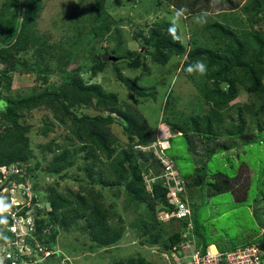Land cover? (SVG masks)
<instances>
[{
	"label": "trees",
	"instance_id": "obj_1",
	"mask_svg": "<svg viewBox=\"0 0 264 264\" xmlns=\"http://www.w3.org/2000/svg\"><path fill=\"white\" fill-rule=\"evenodd\" d=\"M161 1L164 0H157L160 6H163ZM165 1L175 10L186 9V15L206 14L210 10H217L220 17L206 22L201 36L196 31L193 32L187 38L186 45L181 43L178 27L177 38L169 34L171 21L156 20L149 26L146 34H142L141 30L134 32L133 36L141 42L143 52L127 50L124 54H117L120 49V33L119 29L113 26L119 19L110 16V8L105 5V0H92L80 11L82 17L75 19L81 26L76 27L77 44L74 46V54L71 55L76 60L82 52L89 54V57H86L89 62L74 66L60 76L58 83L49 85L44 82L52 71L49 62L60 59L53 58V54L48 52L51 48L43 52L40 62L32 59L33 56H38L37 49L43 46L45 37L49 36V33H38L35 29L45 0H0V181L6 172L13 169L17 171L5 179L6 184H22L25 178L30 180L31 204L28 207L23 206L20 212L32 217L34 234L48 248L58 244L57 236L60 230H70L79 222L84 224L80 229L90 240L91 247L108 248L123 236L124 217L116 208L114 199L105 202L102 188L96 189L94 185L80 183L74 190L65 187V192L62 193L57 187L59 179L68 177V168L72 165L80 167L77 162L91 180L95 179L93 171L96 168L98 183L115 188L116 195H119L122 188L125 208L132 206L136 210L142 209V214H139L132 224V230L136 232L135 236L139 241L161 246L162 250L175 246L176 250L181 252L186 248L182 246L183 243L191 238L190 234L181 235L182 231L189 232L187 225L191 215L183 218L170 216L159 220L161 213L171 214L175 207L169 202L167 189L160 179L152 183L151 191L145 183L144 174L156 175L163 170L164 164L160 162L155 149L149 145L161 137L165 138V135L161 129L155 130L148 123L144 113L135 104L120 102L115 93L105 91L97 82H85L80 76L82 69H87L91 76H95L111 64L115 77L134 93L135 99L141 97L146 101L149 94L139 84L122 76V63H126L128 68H140L148 72L143 67L142 56L145 54L159 65H164L172 55L182 57L183 69L196 61H203L207 65L205 74L194 71L196 76L191 75L195 89L208 103L207 112L191 111L190 114L184 115L172 110V117L169 115L163 120L171 131L198 136L203 145L199 156L204 159V164L196 167L190 177L180 176L177 171L183 181L182 190L188 202L194 196L190 188L197 191L206 188L210 195L225 190H237L234 177L229 178L221 172L209 177L204 169L214 149L222 147L225 150L231 146L226 142L223 146L215 143L214 148H209L210 141L214 142L223 134L226 139L237 137L235 145L249 143L254 138L241 136L246 130V115L248 121L255 120L259 138L264 134L259 131L262 124L257 122L258 117L264 115V27L260 23L264 0H249L243 4L246 26L240 25L244 21L237 15L226 14L227 11L237 9L238 4L233 0H218L217 3L212 0ZM218 3H226L227 11L225 12L223 5ZM69 20L63 25L65 33L73 28L75 22L71 16ZM233 23L238 24L239 28L234 27ZM33 37L35 38L32 39ZM103 37L107 41L112 39L116 44L110 49L105 48L103 52H97V41ZM47 42V47L58 45L55 40L48 44ZM109 54L115 59L108 58ZM16 69L21 74L34 70V79L40 81L42 89L2 96V89L10 88V72ZM223 81L228 83L224 89L221 88ZM240 90L248 94L250 100L236 102ZM151 95L154 96V93ZM173 102L167 94L164 99V112L171 108ZM87 108L96 111L89 113L85 111ZM232 108L236 110V122L228 120L231 130L221 132L220 125L223 124L227 111ZM34 109L44 111L41 125L36 129H32L33 125L26 121L27 113ZM114 123L121 127L126 139L124 143L120 142L118 132L112 127ZM57 128L65 132L63 138L58 141L50 137L44 143L34 145L30 140L29 133L32 130L34 133L48 136L49 132ZM168 148L164 149V152L176 169L173 158L166 153ZM191 148L193 149V144L189 146V149ZM78 152L83 153L79 159ZM37 153H41L42 158L47 153H52L51 160L42 169ZM30 160H33L32 165L25 167ZM140 162H146V166L141 167ZM200 168L202 169L198 170ZM40 170L55 177L54 184L49 183L43 189L38 188L37 172ZM104 174L106 175L103 176ZM73 179L79 180L76 176ZM19 189L22 190L20 187ZM46 201L49 202L47 210ZM39 202H43L44 206H40ZM29 209L31 212H28ZM0 221H3L0 223V243H3L13 238V234L5 229L11 219L1 213ZM175 221H178L180 228L171 230ZM197 240L195 244L202 250L213 244L209 241L200 244ZM61 255L62 252L59 253V256ZM114 262L151 264L141 254L118 258Z\"/></svg>",
	"mask_w": 264,
	"mask_h": 264
},
{
	"label": "rangeland",
	"instance_id": "obj_2",
	"mask_svg": "<svg viewBox=\"0 0 264 264\" xmlns=\"http://www.w3.org/2000/svg\"><path fill=\"white\" fill-rule=\"evenodd\" d=\"M91 1L45 0L35 29L38 33H49V36L45 37L46 41L43 43V46L37 49L38 56L35 55L32 59L40 62L42 55H44L43 52L48 48H51L48 52L53 54V58L60 59V61L54 60L49 62L52 71L48 74L47 79L44 80L45 83L54 85L59 82L60 76L64 75L69 69L76 65H85L89 62L86 59V57H89V54L82 52L76 60L71 55L74 54V46L77 44L78 36L76 33L78 31H76V27L81 26L75 19L82 17L79 14L80 11L84 10ZM212 1L218 2V0ZM233 1L238 4V7L230 12L227 11L226 3L218 4L223 5L225 12L227 11V16L237 15L238 18L244 21L240 25L246 26V13L242 10V6L249 0ZM161 2L163 6H160L157 0H105V5L108 9L110 8V16L119 19L118 23L113 26L117 27L120 33V49L117 51V54H124L127 50L142 51L141 42L133 36L135 31L141 30L142 34H146L149 26L156 20L173 21L176 10L165 0ZM219 14L220 12L217 10H210L204 14L206 22L213 18L219 19ZM70 16L75 22H73V28L68 33H65L63 25L70 21ZM195 16L197 15L184 14L177 21L180 40L184 45L188 44L187 38L193 32L196 31L201 36L200 33L203 30V25L206 23H197L194 20ZM260 23L264 27V9ZM234 27L239 28V25L236 24ZM52 40L58 41V45L47 47L46 42ZM139 40L142 41L141 39ZM115 44L116 42L112 39L107 41L103 37L102 40L97 41L95 49L97 52H103L105 48L110 49ZM83 54L85 57H83ZM109 56L112 55H107V57ZM142 59L144 60L143 67L148 72H144L140 68H128L126 63L120 65V70L124 78H129L133 82H136L149 94L146 101H143L141 97L137 100L135 99L134 93L128 90L122 81L115 77L111 64H108L103 72L95 76H91L87 69H82L80 76L85 82H97L102 85L105 91L115 93L120 102L124 101L135 104L144 113L148 123L155 130L161 129L163 135H166L165 137L169 142V148L166 153L173 158L174 165L180 176L190 177L193 175L196 167L200 166L204 161L199 156L202 153L203 145L199 141L198 136L193 137L191 134L185 135L171 131L163 120L164 117L171 116L172 110L184 115L190 114L191 111L194 113L207 112L208 103L202 99L200 93L195 89L196 87L191 77V75L196 76L195 72H188V67L186 69L182 68V57L180 55H172L164 65L151 61L149 55L143 54ZM34 75H36L34 70L26 74L19 73L17 69L12 70L10 72L12 78L10 88H3L2 96L16 93L25 94L31 90L39 91L43 86L39 80L35 81ZM151 93H154V96ZM167 94L170 95L171 101L174 102L171 104V108L164 112L163 105ZM248 100H250L249 95L240 90L236 102ZM85 111L95 113L96 110L87 108ZM43 114L44 111L42 109H34L30 113H27L26 121L33 125L32 129H36L41 125L44 117ZM178 115L180 116V114ZM225 116L226 118L219 128L221 132L222 130H231L228 120L232 123L236 122V110L234 108L228 110ZM245 118L247 119L246 130H244L245 132L241 136L254 139H251L249 143L246 142L245 145H235L237 137L227 138V140L222 134L214 142L210 141L208 143L210 144L209 148H214L215 143L223 146L226 142L231 144L230 148L225 150L222 147L214 149V153L208 158L206 167L204 168L208 172L209 177L217 172H221L229 176V178L234 177V184L238 186L237 190L234 192L225 190L210 195L206 188H202L200 191L190 188L194 196L188 202L191 209V216L187 225L189 232L185 233L182 231L181 235L186 236V234H190L191 238L195 239L190 238V240L186 241V244L182 245L186 247L181 251L182 253L190 252L193 249L192 241L195 244L197 238L200 244L209 241L222 248L235 249L249 244H256L264 250V134L262 138H259L255 120L248 121L247 115ZM262 119H264V115L263 117L259 116L257 122L262 124L259 131L264 133V121ZM112 127L118 132L120 142L124 143L126 139L121 127L116 123ZM64 133L63 129L57 128L49 132L48 136H42L37 134V132L34 133V130H32L29 133V137L31 142L37 145L44 143L50 137H54L58 141L63 138ZM238 141L240 140L238 139ZM192 144L193 149H189V146ZM82 154V152H78V159ZM37 156L41 160L40 169H42L51 160L52 153H47L44 158L41 157V153H37ZM32 163L33 160H30L24 166L27 167L32 165ZM77 164L80 167L72 165L66 170V176L68 177L59 179L57 187L62 193L65 192V187L74 190L80 183L94 185L96 189L102 188L105 202L111 199L116 201L115 206L120 210L125 220V229L122 238L108 248L89 246L90 240L80 229L81 225H84L83 222L73 225L70 230H60L57 236L58 244H56V248L63 255L57 256L58 259H66L67 263L70 264H116L114 261L118 258L141 254L151 264H178V256L173 251L162 250L161 246L141 242L136 238V232L132 230V224L136 220V217L138 218L139 214H142V209L136 210L132 206H128V208L124 207L123 201L125 200L122 188H120L119 195H116L114 193L115 188L98 183L96 168L93 171L95 179L91 180L88 178L86 171L81 167V164L78 162ZM13 173L14 170L6 172L4 178L0 181V201H2L3 205H6L1 211L10 209L13 206L12 203L19 205L20 209L23 206L28 207L31 204L29 198L26 196L29 194L28 186H31L28 178H25L22 190L14 182L6 184L5 179L9 178ZM74 176L79 180H74ZM37 180V187L43 189L49 183L54 184L55 177L44 174L40 170L37 172ZM13 184H15V187ZM247 186L248 188L246 189ZM28 201L29 203H27ZM47 209L48 207L45 206V210ZM1 211L0 214L2 213ZM28 212H31V210L29 209ZM179 228L178 221H175L171 226V230ZM171 230H169V233H171ZM1 246L0 244V258L2 257ZM195 246L198 247L199 245L195 244ZM71 248H74V250Z\"/></svg>",
	"mask_w": 264,
	"mask_h": 264
},
{
	"label": "built area",
	"instance_id": "obj_3",
	"mask_svg": "<svg viewBox=\"0 0 264 264\" xmlns=\"http://www.w3.org/2000/svg\"><path fill=\"white\" fill-rule=\"evenodd\" d=\"M166 136V135H165ZM155 149L160 162L164 164L163 170L158 174H144L147 189L151 191L152 183L156 179H160L164 187H166V195L169 202L175 207L173 213L163 212L159 216L160 219H165L170 216L183 218L191 215V209L188 205V199L182 190L183 181L180 178L177 170L173 166L171 160L166 156L164 149L169 147L167 138L161 137L155 140L151 145ZM146 148V146H140ZM14 172L17 169H13ZM15 183V182H14ZM23 184V183H22ZM22 184H17L22 188ZM15 187V184H13ZM28 186V190H29ZM31 192L26 195L30 198ZM29 203V201L27 202ZM13 206L17 205L12 203ZM8 215L11 222L6 225V230L13 234V238L6 242L0 243L1 258L0 264H70L66 259L60 258L59 249L56 246L48 248L41 243L34 234L35 226L30 215L20 212V207L4 209L1 211ZM190 252L182 253L177 251L175 246L169 249L173 251L177 257L178 264H264V250L256 244H249L240 248H222L216 245H208L204 250L200 246H195ZM186 244V241L183 245ZM61 253V251H60ZM54 256V257H52ZM62 256V255H61Z\"/></svg>",
	"mask_w": 264,
	"mask_h": 264
},
{
	"label": "clouds",
	"instance_id": "obj_4",
	"mask_svg": "<svg viewBox=\"0 0 264 264\" xmlns=\"http://www.w3.org/2000/svg\"><path fill=\"white\" fill-rule=\"evenodd\" d=\"M186 12V9L181 8L175 11V16L174 19L172 21V24L170 25L168 32L169 34H171L173 36V38H177L176 37V32H177V21L180 19V17H182L184 15V13ZM194 20L197 23H205L206 19L204 14H199L197 16L194 17ZM188 72H192V71H197L201 74H205L207 72V65L203 62V61H196L194 64L189 65ZM4 207H6V205H3L2 201H0V209H3ZM3 221H0V223H2ZM209 245H216V244H209ZM217 246V245H216Z\"/></svg>",
	"mask_w": 264,
	"mask_h": 264
},
{
	"label": "water",
	"instance_id": "obj_5",
	"mask_svg": "<svg viewBox=\"0 0 264 264\" xmlns=\"http://www.w3.org/2000/svg\"><path fill=\"white\" fill-rule=\"evenodd\" d=\"M108 58L115 59L114 56H109ZM227 84H228V83H227L226 81H223V82L221 83V88L224 89L225 86H227ZM140 166H141V167L146 166V162H140ZM38 204H39L40 206H42L43 203H42V202H39ZM45 206L48 207V206H49V202L46 201V202H45ZM53 263H54V261H51V264H53Z\"/></svg>",
	"mask_w": 264,
	"mask_h": 264
}]
</instances>
